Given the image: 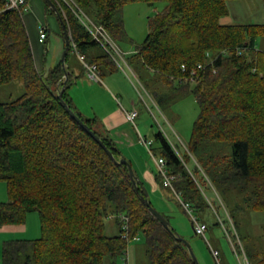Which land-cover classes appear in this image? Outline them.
Wrapping results in <instances>:
<instances>
[{
	"label": "trees",
	"instance_id": "trees-1",
	"mask_svg": "<svg viewBox=\"0 0 264 264\" xmlns=\"http://www.w3.org/2000/svg\"><path fill=\"white\" fill-rule=\"evenodd\" d=\"M50 1L56 12L44 4L46 11L65 26L69 51L86 55L99 76L115 72L108 54L91 53L99 43L75 13L61 0ZM73 1L115 42L127 38L126 5L166 4L148 18L133 57L178 94L192 95L199 112L184 156L162 132L154 135L151 150L157 143L158 157L174 176V191L162 185L157 171L156 181L193 215L211 211L237 264L241 247L249 264H264V255L242 246L236 222L247 211L264 212V24H222L228 3L236 0ZM23 15L0 0V87L18 81L24 89L17 99L0 103V182L7 192V201L0 202V226L22 225L28 214L37 213L40 235L4 241L2 264H117L133 241L143 242L146 264H193L184 244L143 203V191L117 163L121 154L98 120L79 113L68 87L62 99L80 122L60 103L61 64L47 75L36 68ZM71 82L68 76L67 85ZM210 189L219 202L205 195ZM225 212L232 228L222 218ZM106 221L115 235L105 234ZM207 246L214 263L222 264V254L217 250V262Z\"/></svg>",
	"mask_w": 264,
	"mask_h": 264
},
{
	"label": "rangeland",
	"instance_id": "rangeland-1",
	"mask_svg": "<svg viewBox=\"0 0 264 264\" xmlns=\"http://www.w3.org/2000/svg\"><path fill=\"white\" fill-rule=\"evenodd\" d=\"M61 1L72 12H74L76 16L78 12H82L73 0ZM165 5L166 4L164 2H159L154 5L135 2L124 7L123 21L127 38L121 42H115L110 36H108L117 47V50L122 53V58L115 55L106 44H104L105 47L99 44V46H96L91 51L93 54L106 53L113 61H115V67L117 68L115 72L106 73L105 76L98 75L99 78L97 83L99 86H103L111 93L113 99L116 101H114V105L117 109H124L128 112L131 111V106H127L124 102H120L122 96L120 95L121 93L119 94L115 90L116 85L117 87H121L122 91L124 90L125 96L132 97V101H134L135 105L134 107L138 111L139 116L134 119V125L131 123L134 127V129L132 128L131 130L133 136H135L136 149L143 154L142 162H144V166L148 170H151L153 161L147 149L140 141L139 135L145 138L146 141L154 142V135L160 131L165 136L168 143L176 148L178 154L184 156L186 153V144L191 137L193 123L199 112L197 103L192 95L182 96L178 94L173 88L164 84L158 75L148 69L140 59L133 57L136 47L142 43L147 34L148 18L161 13L164 10ZM228 10V16L220 19L222 24H264V0L231 1L228 3ZM45 16L52 29H55V33L53 34L60 37L62 30L57 16L48 11H46ZM60 39V41H62V37H60ZM45 40L42 44L45 43ZM262 42L263 41H260V43ZM83 57L78 55L74 50L71 49L69 51L68 49L65 62L68 60V64L70 63V65H76L80 73L82 71L85 72V64H87L86 62L88 61V57L86 55H83ZM87 73L88 72L86 70L85 75H87ZM117 73L121 74L123 79L116 77V84L105 78ZM82 91V89H77L76 91L78 98V100L75 101L78 107L77 110L85 118L98 119L100 114H103L101 112V108L103 107H96V105L93 107L90 104H87L86 100L92 98V96H88L84 93V91ZM23 92V86L18 81H14L6 86L0 87V103L13 101L20 97ZM94 96H100V99L98 100L100 102L98 104H101L108 109L111 108V100L106 98L104 95L99 93ZM89 114L93 115V117ZM135 126H137V129ZM102 128L103 130L106 129L104 125H102ZM153 148H155L153 151L154 155L158 157L159 154L156 150L157 143H153ZM188 165L192 168V163L190 161L188 162ZM135 167L136 166L134 165V170ZM145 184L146 183H144V185ZM144 187L148 191V200L151 206L158 213L167 217V220L174 231L189 243L199 264H201V260L203 261V259H205L207 264H215L209 252L207 246L208 243L212 246V249L216 248V250L220 251L222 256L225 252L227 258L225 255L222 257V264H235V260L229 251L228 242L223 238L224 236H222V230L218 231L214 226V217L210 210H206L198 215L196 214L198 217L194 213L199 223L206 222L208 224V227L206 226L207 231H205V237L199 236L194 231L191 218L183 206H181V202L178 201L172 191L160 188L158 193L150 195L149 186ZM206 193L205 195L210 197L211 200L214 202L215 200H218L219 202V196H216V192L213 189L208 190ZM29 216L31 217L27 219V231L24 234L19 235L18 239H34L38 238L40 235L37 213H31ZM222 218H227L231 228L233 227L231 222L232 220H230L227 212L222 214ZM236 222L242 246L253 254H260L263 256L264 212L247 211L244 214H241L236 219ZM111 223L112 222L110 221H106L107 228L105 234L108 236L115 235L117 233L116 229H112ZM210 230H212V232ZM209 232L212 233V236H214L213 238L209 239ZM238 245L239 247L241 246L239 241ZM144 248L145 247L142 241L131 242L128 245L127 254L118 258L117 264H146ZM240 249L241 255H243L244 252L242 247Z\"/></svg>",
	"mask_w": 264,
	"mask_h": 264
},
{
	"label": "crops",
	"instance_id": "crops-1",
	"mask_svg": "<svg viewBox=\"0 0 264 264\" xmlns=\"http://www.w3.org/2000/svg\"><path fill=\"white\" fill-rule=\"evenodd\" d=\"M43 0H30L28 2V9L23 14V22L27 31V35L29 38L30 46L32 49V54L34 58V62L36 65V68L39 70V72L43 73L44 75H47V73L57 65L61 64V57L62 53L65 48L64 43V35H63V27L61 25L62 34L60 37H62V41H60L59 36H55V29L53 30L49 21L46 19V8L44 5ZM59 19V18H58ZM229 24V23H226ZM41 28H45L46 32V40L45 43H40L39 41V31ZM57 32V31H56ZM60 35V34H59ZM66 60L65 62V68L68 73L69 78L72 79V82L69 84L67 92L69 97L71 98L74 106L76 109L78 108L75 101L78 100L76 91L77 89H82L85 94L88 96H92V98H89L86 100L87 104H90L91 106H102V111H100L103 114H100V117L97 119L99 120L100 124L104 125L107 131V134L109 138L112 140V142L115 144L116 148L118 149L119 153L125 157L127 161L130 162L132 167L135 165V172L139 180L145 184V186H149V194L155 195V193H158V190L161 188L155 178V165L152 164L151 170L146 169L144 166V162H142L143 154L137 151L136 149V143H135V136L132 134V128L134 129L131 122L126 120V117L124 115L125 112H128L124 109H117L114 105V99L111 95V93L105 89L103 86H99L97 81H92L88 78L86 72L80 71L77 69L76 65H70L68 64ZM123 79L121 74H114L112 76L105 77L106 79L110 80L112 83L116 84L115 78ZM115 90L122 96L120 102H124L127 106H131V111L136 110L134 107V101H132L131 96H125L124 90H121V87H115ZM82 91V92H83ZM122 91V92H121ZM96 93V94H95ZM104 95L106 98L111 100V108L108 109L105 106L98 104L100 101V96H94L97 94ZM123 100V101H122ZM116 102V101H115ZM130 108V107H129ZM98 110V109H97ZM137 111V110H136ZM138 112V111H137ZM91 115V114H89ZM99 116V115H98ZM102 116V117H101ZM139 116V113L137 117ZM93 117V115H91ZM96 117V116H95ZM137 126H135L136 128ZM137 129V128H136ZM140 137V135H139ZM141 151V150H140ZM144 168V169H143ZM141 172V176H140ZM0 182V202H6L7 201V192H6V186L5 184H1ZM31 214H28L26 217V221L22 225H11V226H0V264H2V245L4 241L7 240H13L18 239L19 235L24 234L27 231L28 224L27 219L30 218L29 216ZM39 224V222H38ZM206 226L208 224L206 222H203ZM218 231L221 229L218 227H215ZM37 229V228H36ZM39 229V228H38ZM212 232V230H210ZM209 232V239L213 238L212 233ZM223 236V231H221ZM206 235V232H205ZM204 235V237H205ZM215 251L216 248L214 249ZM230 251V249H229ZM220 252V251H219ZM221 253V252H220ZM231 253V251H230ZM224 255L226 256L225 252ZM223 255V256H224ZM233 257V255H232ZM227 258V256H226ZM235 260V264H237V261L235 257H233ZM243 258L241 259V261ZM203 262V263H202ZM201 264H207L205 259L203 261L201 260Z\"/></svg>",
	"mask_w": 264,
	"mask_h": 264
},
{
	"label": "built area",
	"instance_id": "built-area-1",
	"mask_svg": "<svg viewBox=\"0 0 264 264\" xmlns=\"http://www.w3.org/2000/svg\"><path fill=\"white\" fill-rule=\"evenodd\" d=\"M4 8L7 10H16L17 12H26L28 9V1L27 0H4ZM78 19L82 23V25L86 28V30L91 34L94 40L98 42L100 45L104 46L106 44L108 48L110 47V50L117 55L118 57L122 58V53L117 50V47L114 45L113 41L109 39L107 33L104 31L102 27L96 26L94 23L91 22L82 12H78L77 14ZM46 39V32L45 28H41L39 31V41L44 42ZM109 52V51H108ZM116 58V56H115ZM85 68L87 70V76L92 81L98 80V72L95 65H88L85 64ZM182 70L185 69V67L182 65ZM197 68H201L200 65L197 66ZM196 74L195 71H191L190 75L194 76ZM126 120L131 122L134 125V119L137 117L138 112L136 110L125 112L124 113ZM140 141L144 145V147L147 149L154 165L156 168V171L161 175L162 185L170 190H173L172 183L174 181V176L169 174V172L166 169V162L161 157H156L152 150H151V141H146L145 138L139 137ZM183 208L188 213L189 217L192 221V226L194 228V231L197 235L204 237L205 231H206V225L203 223H199L197 218L191 213V210L189 209V206L187 204H183ZM212 255L214 259L218 262V252L212 251ZM243 260L240 262V264H249L244 254L242 255Z\"/></svg>",
	"mask_w": 264,
	"mask_h": 264
},
{
	"label": "water",
	"instance_id": "water-1",
	"mask_svg": "<svg viewBox=\"0 0 264 264\" xmlns=\"http://www.w3.org/2000/svg\"><path fill=\"white\" fill-rule=\"evenodd\" d=\"M44 3L46 5L49 6V8H51L52 10L55 11V7L54 5L51 3L50 0H43ZM56 12V11H55ZM59 18V17H58ZM60 20V19H59ZM61 22V21H60ZM62 24V27H63V35H64V43H65V48H64V51L62 53V57H61V67L65 70V74H64V82H63V86L61 88V90L58 92L57 94V97L60 101V103L66 108V110L69 112V114L78 122H80V120L78 119V117L72 112V110L69 109V107L65 104V102L63 101L62 99V93L64 92V90L69 86L67 85V79H68V73L66 71V68H65V58H66V54L68 52V49H69V45H70V38H69V35L67 33V31L65 30V26L63 25V23L61 22ZM85 129L87 130V132L93 137V139L98 142L103 148L104 145L102 144L100 138H98L92 131H90L86 126H84ZM107 153L109 154V156L111 158L112 157V154L107 151ZM118 164L120 165H125L127 167V170H128V176H129V179L131 180V182L133 183L134 186H139L141 188V190L143 191V196H142V200H143V203L145 204V206L148 208V210L150 211V213L158 220V222L164 227L166 228L167 230H169L172 234H174V236L184 244V246L186 247L191 259H192V262L193 264H199L198 263V260L196 259L190 245L188 242H186L183 238H181L176 232H173L172 231V227L170 226L168 220L160 213H158L150 204L149 200H148V191L146 190V188L144 186L141 185V181L139 180V178L134 174V171L131 167V165L129 164V162L125 159L124 156H120V159L119 161L117 162Z\"/></svg>",
	"mask_w": 264,
	"mask_h": 264
}]
</instances>
